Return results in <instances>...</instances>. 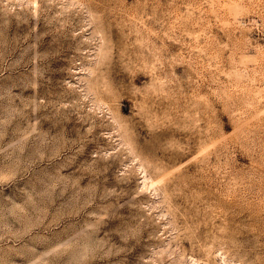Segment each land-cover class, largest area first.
<instances>
[{"label":"rangeland","instance_id":"1","mask_svg":"<svg viewBox=\"0 0 264 264\" xmlns=\"http://www.w3.org/2000/svg\"><path fill=\"white\" fill-rule=\"evenodd\" d=\"M0 264H264V0H0Z\"/></svg>","mask_w":264,"mask_h":264},{"label":"bare ground","instance_id":"2","mask_svg":"<svg viewBox=\"0 0 264 264\" xmlns=\"http://www.w3.org/2000/svg\"><path fill=\"white\" fill-rule=\"evenodd\" d=\"M147 178V177H146ZM3 181H6V179H3Z\"/></svg>","mask_w":264,"mask_h":264}]
</instances>
